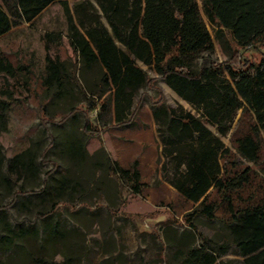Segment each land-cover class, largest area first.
I'll return each instance as SVG.
<instances>
[{
    "label": "trees",
    "instance_id": "1",
    "mask_svg": "<svg viewBox=\"0 0 264 264\" xmlns=\"http://www.w3.org/2000/svg\"><path fill=\"white\" fill-rule=\"evenodd\" d=\"M55 0H0V36L12 26L28 22ZM65 21L67 44L73 60L47 59L44 93L39 103L41 123L51 121L46 113L57 101L68 105L66 113H59L61 123L80 113L79 127L83 137L97 133L96 125L89 119L88 111H95V120H101V128L110 124L109 111L114 126H127L135 120L143 103L144 87L154 89L147 102L155 123L163 161L160 171L163 179L187 201L198 202L183 219L192 230L197 217L218 221L228 232L229 241L236 248L242 264H264V204L233 209L228 191L232 178L222 170L219 157L229 149L220 135L230 130L238 109L249 107L256 123L252 134L236 140L238 154L255 162L260 145L258 135H264V53L259 60L238 63L235 50L248 45H264V0H201L203 12L214 41L228 55L225 61L208 60L195 68L196 54L213 50L211 33L205 25L196 0H74L69 8L60 3ZM59 39L58 35H47ZM234 45V47H233ZM162 82L189 103L198 115L178 111L163 98L158 77ZM87 98V105L70 103L76 93ZM6 104L0 101V112ZM56 114V113H55ZM57 115V114H56ZM217 129L215 134L206 125ZM100 128V129H101ZM56 138L49 135L41 148L43 156L54 146ZM65 153L74 160L88 156L83 144L73 137L63 142ZM95 162H104L114 173L122 176L130 171L112 161L102 147L94 153ZM6 161L0 150V181L11 183L1 171ZM8 161L10 170L35 175L36 154L27 147L13 154ZM51 167L43 172L41 187L36 193L53 196L49 208L34 212V217L46 220L68 203L61 199L66 187L73 183L69 175L52 177L56 168L53 160H46ZM136 165V162L134 163ZM249 168L241 173L247 174ZM138 170L131 172L138 179ZM214 188L221 201H226L230 218L218 219V204L206 201L205 196ZM11 204L24 191L19 185L9 186ZM137 190V186H135ZM96 205L95 208H99ZM79 208H86L84 202ZM108 215L116 211L106 207ZM117 213V212H116ZM228 244L216 246L211 240L181 251L183 257L165 264H223L220 257L228 250Z\"/></svg>",
    "mask_w": 264,
    "mask_h": 264
},
{
    "label": "rangeland",
    "instance_id": "2",
    "mask_svg": "<svg viewBox=\"0 0 264 264\" xmlns=\"http://www.w3.org/2000/svg\"><path fill=\"white\" fill-rule=\"evenodd\" d=\"M73 1L55 0L30 21L18 23L0 36V101L6 104L0 112V150L6 159L1 171L11 181L8 185L0 181V264H165L167 258L174 261L183 257L179 250L184 251L207 239L216 246L228 244L227 252L220 257L223 264H242L224 225L198 216L190 230L183 219L198 202L185 200L161 175L162 145L147 102V96L155 94L154 89L144 87L143 103L135 120L127 126H114L109 111L110 124L102 129L101 123L107 116L97 121L95 111L89 110V119L98 132L83 137L79 131L82 121L79 112L73 119L58 121L59 113L67 111L68 105L62 101L49 106L46 116L51 121L41 123L39 103L44 93L47 59L73 60L60 5L64 2L70 8ZM196 2L211 33L213 50L196 54L195 68L202 62V57H207L203 59L205 64L209 59L215 62L228 59L213 39L211 27L201 11V0ZM58 34L59 39L47 37ZM234 50L237 62L245 63L259 60L264 45L234 47ZM146 71L158 77L153 70L146 68ZM155 86L176 110L198 115L159 77ZM69 102L87 105L88 100L77 92ZM235 114L225 136L206 124L220 135L229 149L219 159L222 170L232 178L228 196L234 210L264 204V135L261 132L258 135L261 143L258 159L252 162L242 158L236 150V140L252 134L251 126L256 120L248 106L238 109ZM49 135L56 138V143L39 156ZM73 137L83 144L88 154L81 160H72L65 153L63 142ZM27 147L36 154L38 172L35 175L8 168L7 159ZM99 147L130 173L122 176L112 172L104 162H95L93 153ZM46 160L56 163L53 178L65 174L73 183L60 197L68 207H61L46 220H39L34 217V212L47 210L53 197L36 193L41 187L43 172L51 167ZM246 167L249 171L242 174ZM134 168L139 173L136 182L131 176ZM19 185L32 193L23 192L9 204V186L14 189ZM205 200L218 204L215 211L218 219L230 218L226 201L220 200L214 188L207 191ZM80 202H84L87 209L79 208ZM96 205L100 207L95 208ZM106 207L117 213L108 215Z\"/></svg>",
    "mask_w": 264,
    "mask_h": 264
},
{
    "label": "crops",
    "instance_id": "3",
    "mask_svg": "<svg viewBox=\"0 0 264 264\" xmlns=\"http://www.w3.org/2000/svg\"><path fill=\"white\" fill-rule=\"evenodd\" d=\"M143 67H145V66H143ZM154 120V119H153Z\"/></svg>",
    "mask_w": 264,
    "mask_h": 264
}]
</instances>
